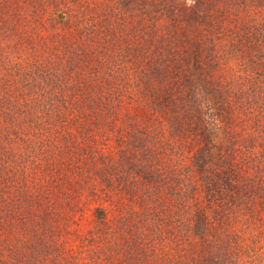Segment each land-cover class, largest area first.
<instances>
[{"label":"rangeland","instance_id":"1","mask_svg":"<svg viewBox=\"0 0 264 264\" xmlns=\"http://www.w3.org/2000/svg\"><path fill=\"white\" fill-rule=\"evenodd\" d=\"M212 19L233 61L176 99ZM260 36L264 0H0V264H264Z\"/></svg>","mask_w":264,"mask_h":264},{"label":"trees","instance_id":"2","mask_svg":"<svg viewBox=\"0 0 264 264\" xmlns=\"http://www.w3.org/2000/svg\"><path fill=\"white\" fill-rule=\"evenodd\" d=\"M193 9L196 10L197 8L194 7ZM196 20H197L196 18L191 17L189 25L192 27L195 24ZM211 22L214 24L215 29H216L215 32L211 33L213 36H210V34H201L202 32L198 30L197 35L193 38H189L188 40L184 39V40H180V41L177 40V41L172 42L171 48L169 49V54L167 56L168 58L167 62L164 61L161 63L162 72L160 73V78L162 79L164 77V79H167L169 76H171L172 78H174L173 79L174 81L178 82V87L174 91V96L177 93L180 94V91L181 92L186 91L190 93L189 91L191 87L193 86L192 84L194 82L195 84L193 87L195 88H196L197 82H200L201 85L211 86L212 84L211 83L212 82L211 73L215 70H220V71L226 70L227 69L226 64L230 63L229 60L233 61L232 59H233V55L235 56V53L230 52L226 48L224 50H220L219 52L218 50L215 51V49H210L208 47L210 42H215L223 38H225L224 39L225 42H228V40L231 41V35L228 32V30H225L219 27L216 20L212 19ZM260 37H262L263 39L261 40L260 38H257L253 41H255V43L259 41V43L262 44L264 41V36H260ZM252 44L253 42L251 38L244 39V43L241 46V49L244 46H247V45L251 46ZM251 51H252L251 53L253 54V50ZM246 53H248V51L242 52L241 57H239V60L248 59ZM259 54H258V58L260 57ZM163 86H166V85H163ZM198 86L201 88L205 87V86H200V85ZM168 87H169V83H168ZM167 92L168 90L162 87L161 93L166 94ZM168 99L170 100V97ZM157 103L159 102L154 101V104H157ZM168 105L169 103L167 102L165 106L167 107ZM234 182L235 180L230 181L225 186L234 187ZM214 184L215 183L213 181L211 182V184L210 183L208 184L209 185L208 189L210 187L211 193L216 192L217 185L216 184L214 185ZM248 210H249L250 218L255 219L256 223L261 224L259 220V215L255 214L256 213L255 211L250 212V209ZM203 220L205 221V218ZM204 221L202 222L204 223ZM210 221L211 219L208 220V223H210ZM220 221H222L221 218H220ZM237 223H239V221H237ZM263 233H264V230L263 232L258 234L257 238H261ZM232 236L238 242L233 243L234 248L230 249L231 253L234 254L236 253V251H238V253H241L243 252V250H244L243 253L245 252L247 253V250L245 249V244L242 243L245 241V239L242 238L243 240L242 239L239 240L237 233H232ZM255 242L256 241L252 239V244ZM224 256L228 259V262L227 261L222 262V258H224ZM220 258H221V260L219 261L220 264H232L229 253H225V252L220 253Z\"/></svg>","mask_w":264,"mask_h":264},{"label":"clouds","instance_id":"3","mask_svg":"<svg viewBox=\"0 0 264 264\" xmlns=\"http://www.w3.org/2000/svg\"><path fill=\"white\" fill-rule=\"evenodd\" d=\"M194 2V0H189V3L191 4V3H193Z\"/></svg>","mask_w":264,"mask_h":264}]
</instances>
